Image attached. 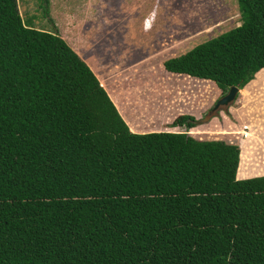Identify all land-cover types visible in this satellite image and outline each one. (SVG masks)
Segmentation results:
<instances>
[{
  "label": "trees",
  "instance_id": "trees-1",
  "mask_svg": "<svg viewBox=\"0 0 264 264\" xmlns=\"http://www.w3.org/2000/svg\"><path fill=\"white\" fill-rule=\"evenodd\" d=\"M235 2L237 26L162 70L219 96L264 71V0ZM39 7L51 31L0 0V264H264V173L237 179L238 147L188 115L129 132Z\"/></svg>",
  "mask_w": 264,
  "mask_h": 264
},
{
  "label": "rangeland",
  "instance_id": "rangeland-1",
  "mask_svg": "<svg viewBox=\"0 0 264 264\" xmlns=\"http://www.w3.org/2000/svg\"><path fill=\"white\" fill-rule=\"evenodd\" d=\"M39 5L40 0H16L23 26L49 30ZM46 15L88 65L121 119L173 131L167 125L174 117L191 116L197 122L186 134L234 144L245 177L264 173V72L237 90L225 111L202 120L219 97L211 83L161 68L162 61L237 26L235 0H46ZM199 98L207 103L202 111L196 108Z\"/></svg>",
  "mask_w": 264,
  "mask_h": 264
},
{
  "label": "crops",
  "instance_id": "crops-1",
  "mask_svg": "<svg viewBox=\"0 0 264 264\" xmlns=\"http://www.w3.org/2000/svg\"><path fill=\"white\" fill-rule=\"evenodd\" d=\"M138 9V8H137ZM29 25H31L32 26V23H28ZM145 23H144V21H143V18H141L140 20H139V28H141V29H143L144 30V25ZM145 28H147V27H145ZM42 30H45L46 31V29H44V27L42 28ZM67 44V43H66ZM69 46V45H68ZM75 54H77V53H75ZM85 54V55H84ZM78 55V54H77ZM82 56L84 57V59H87L88 58V56L86 55V53H82ZM78 57L80 58V56L78 55ZM82 61H83V59H82ZM84 62V61H83ZM85 63V62H84ZM86 64V63H85ZM86 66L88 67V65L86 64ZM89 68V67H88ZM259 71H262V70H259ZM259 71H257V72H259ZM256 72V73H257ZM264 72V71H263ZM255 73V74H256ZM254 74V75H255ZM254 75H253V78H254ZM107 95V94H106ZM215 95H217V92H216V94ZM108 97V96H107ZM109 98V97H108ZM120 99V98H119ZM109 100H110V98H109ZM195 100H196V98H195ZM111 101V100H110ZM111 103H112V101H111ZM113 104V103H112ZM114 105V104H113ZM203 106H205V107H207V103L206 102H202V100H201V98H199V104H196V108H197V110H199V111H202V107ZM114 107H115V105H114ZM148 110V109H147ZM149 111V113H150V115L151 116H154V115H152L151 114V112H150V110H148ZM148 111H147V113H148ZM148 113V114H149ZM120 116V115H119ZM130 121H128V119L127 118H125V120L122 118V120H123V122L125 123V125H126V127H127V129L129 130V132H131V133H144V132H150V131H162V130H156V129H149V127H146L147 129H145V127H144V125L143 124H141L139 121H137V120H132V118L130 117ZM157 122V121H156ZM156 125H158V126H160V124L157 122V124ZM176 128V127H175ZM175 128H172V129H175ZM236 178V177H235ZM242 178H247V177H242ZM242 178H237V179H242Z\"/></svg>",
  "mask_w": 264,
  "mask_h": 264
},
{
  "label": "water",
  "instance_id": "water-1",
  "mask_svg": "<svg viewBox=\"0 0 264 264\" xmlns=\"http://www.w3.org/2000/svg\"><path fill=\"white\" fill-rule=\"evenodd\" d=\"M237 93V89L233 86H230L226 89L225 93L219 96L212 104L206 115L203 117L208 119L213 117L217 111H225V109L232 103Z\"/></svg>",
  "mask_w": 264,
  "mask_h": 264
},
{
  "label": "bare ground",
  "instance_id": "bare-ground-1",
  "mask_svg": "<svg viewBox=\"0 0 264 264\" xmlns=\"http://www.w3.org/2000/svg\"><path fill=\"white\" fill-rule=\"evenodd\" d=\"M145 25V27H147V24H144Z\"/></svg>",
  "mask_w": 264,
  "mask_h": 264
},
{
  "label": "clouds",
  "instance_id": "clouds-1",
  "mask_svg": "<svg viewBox=\"0 0 264 264\" xmlns=\"http://www.w3.org/2000/svg\"><path fill=\"white\" fill-rule=\"evenodd\" d=\"M144 28H145V26H144ZM224 94V93H223ZM228 108V107H227ZM226 110V109H225Z\"/></svg>",
  "mask_w": 264,
  "mask_h": 264
}]
</instances>
